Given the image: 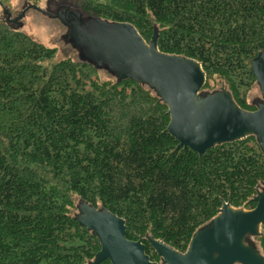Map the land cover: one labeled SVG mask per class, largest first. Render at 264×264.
<instances>
[{
  "label": "trees",
  "instance_id": "1",
  "mask_svg": "<svg viewBox=\"0 0 264 264\" xmlns=\"http://www.w3.org/2000/svg\"><path fill=\"white\" fill-rule=\"evenodd\" d=\"M71 2L135 26L147 42L158 27L161 53L198 61L205 89L219 78L240 108L256 110L251 65L264 50V0ZM56 55L0 17V264H91L101 245L75 219L80 200L122 218L154 262L147 237L185 253L224 202L256 208L264 161L255 137L202 157L179 149L153 91L92 78L88 62L46 67ZM258 241L264 255V227Z\"/></svg>",
  "mask_w": 264,
  "mask_h": 264
},
{
  "label": "water",
  "instance_id": "2",
  "mask_svg": "<svg viewBox=\"0 0 264 264\" xmlns=\"http://www.w3.org/2000/svg\"><path fill=\"white\" fill-rule=\"evenodd\" d=\"M1 6L5 22L19 30L25 14L12 19L11 12ZM82 15L66 8L55 17L71 29L78 46L88 49L92 58L89 63L95 69L106 65L117 83L132 81L156 94L168 108L167 131L179 143V149H190L202 157L218 146L254 136L264 161V50L251 65L263 100L255 111H247L237 105L225 87L203 92L207 77L198 61L161 53L159 28H154L147 43L131 24L93 16L83 21ZM81 23L88 24L90 31H83ZM259 187L252 199L257 203L255 209H236L224 202L219 214L195 232L185 253L147 237L161 263L151 261L142 239L129 240L125 221L108 210L80 200L75 219L101 245L91 264L106 260L112 264H264L262 251L251 242L252 238L262 237L264 227V187Z\"/></svg>",
  "mask_w": 264,
  "mask_h": 264
},
{
  "label": "rangeland",
  "instance_id": "3",
  "mask_svg": "<svg viewBox=\"0 0 264 264\" xmlns=\"http://www.w3.org/2000/svg\"><path fill=\"white\" fill-rule=\"evenodd\" d=\"M5 8L9 9L13 16L25 14L21 21L22 27L19 31L36 42L45 45L46 47L53 48L57 51V55L54 60L47 61L46 67L50 68L52 65L59 61L71 59L75 62H90L92 58L85 46H78L72 38V31L69 27L65 26L63 22L57 19L55 16L60 10L68 8L69 11H80L77 5L73 4L71 0H39L33 3L30 0H0ZM3 11L0 8V17L3 18ZM84 15V16H83ZM83 21H87L88 15L83 14ZM81 29L83 31H90L89 25H83L81 23ZM96 73L92 78L99 79L100 81H116L114 72L106 65L101 68H96ZM213 84L208 85V88H204L203 92H215L224 87V84L219 78L212 80ZM250 103L257 104L263 100L259 86L256 84L250 92ZM248 99V100H249ZM259 189L262 190L264 185L260 184ZM243 209V208H240ZM249 210V209H243ZM77 212V211H76ZM256 247L260 249V243L255 239H251ZM250 244V241L248 242ZM158 263H161L159 261Z\"/></svg>",
  "mask_w": 264,
  "mask_h": 264
}]
</instances>
